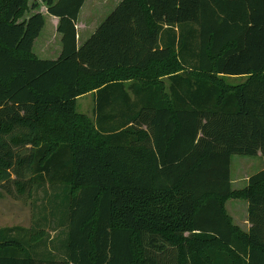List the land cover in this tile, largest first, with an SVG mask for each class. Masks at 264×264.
Returning <instances> with one entry per match:
<instances>
[{
  "label": "trees",
  "instance_id": "16d2710c",
  "mask_svg": "<svg viewBox=\"0 0 264 264\" xmlns=\"http://www.w3.org/2000/svg\"><path fill=\"white\" fill-rule=\"evenodd\" d=\"M41 1L57 59L34 52L44 14L0 0V188L64 194L0 229V264H264V169L231 182L233 155L264 156V0H123L82 46L86 0ZM93 91L91 119L77 104Z\"/></svg>",
  "mask_w": 264,
  "mask_h": 264
},
{
  "label": "rangeland",
  "instance_id": "374dc122",
  "mask_svg": "<svg viewBox=\"0 0 264 264\" xmlns=\"http://www.w3.org/2000/svg\"><path fill=\"white\" fill-rule=\"evenodd\" d=\"M37 5L36 9H32L33 4ZM29 9L25 12V16H30L33 12H42L45 16L47 12L46 5L41 0H29ZM54 24L51 16L46 15L45 26L36 39L34 51L37 54L51 56L47 53L53 50L58 45L57 39L53 38ZM56 41V42H55ZM48 43H50L49 47ZM191 68L187 67L181 74H187ZM222 78L226 84L236 86L244 83L248 76H216ZM167 89L169 87L168 77H163ZM79 112L86 114L89 118H93V107L89 99H82L77 106ZM264 169V156L260 153L256 156H247L235 154L231 158V182L232 189L240 190L248 185V180L251 175ZM9 189L12 193L0 188V229L22 226L24 228H31L34 226L36 220L44 213L49 214L50 200L55 197V193L60 192L61 189L57 185L48 186L45 189H35V187H26L23 194L15 183L9 184ZM61 191L59 194H64ZM225 208L232 222L243 230H248L249 222V203L244 199H228L225 202ZM48 226L45 232L48 237L54 238L55 245L59 248L63 245L64 234L61 228H54Z\"/></svg>",
  "mask_w": 264,
  "mask_h": 264
},
{
  "label": "crops",
  "instance_id": "0c3cea01",
  "mask_svg": "<svg viewBox=\"0 0 264 264\" xmlns=\"http://www.w3.org/2000/svg\"><path fill=\"white\" fill-rule=\"evenodd\" d=\"M123 0H86L79 15L77 29H78V45L82 46L89 37L96 31L99 25L103 22V20L115 9V7ZM47 10V9H46ZM46 15L51 16L52 22L54 24V32L53 38L57 39L58 45L53 50H50L47 53H51V56L35 54L41 59H57L61 52H62V35L58 32V26L60 23L59 17H56L48 11L45 13ZM56 42V41H55ZM50 43H48L49 47ZM95 93L96 92H89L85 95H82L78 98V104L82 99H89L91 105L94 110L95 106ZM249 222V221H248ZM251 223L249 222L248 229L250 228Z\"/></svg>",
  "mask_w": 264,
  "mask_h": 264
}]
</instances>
